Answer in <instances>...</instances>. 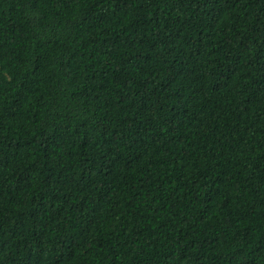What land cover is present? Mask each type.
<instances>
[{"label": "trees", "instance_id": "1", "mask_svg": "<svg viewBox=\"0 0 264 264\" xmlns=\"http://www.w3.org/2000/svg\"><path fill=\"white\" fill-rule=\"evenodd\" d=\"M0 264H264V0H0Z\"/></svg>", "mask_w": 264, "mask_h": 264}]
</instances>
